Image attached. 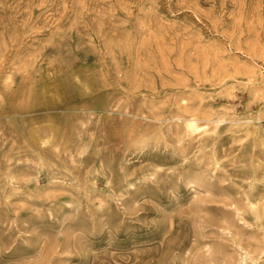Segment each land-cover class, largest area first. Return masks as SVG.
Wrapping results in <instances>:
<instances>
[{"label":"rangeland","instance_id":"374dc122","mask_svg":"<svg viewBox=\"0 0 264 264\" xmlns=\"http://www.w3.org/2000/svg\"><path fill=\"white\" fill-rule=\"evenodd\" d=\"M0 264H264V0H0Z\"/></svg>","mask_w":264,"mask_h":264},{"label":"bare ground","instance_id":"6f19581e","mask_svg":"<svg viewBox=\"0 0 264 264\" xmlns=\"http://www.w3.org/2000/svg\"><path fill=\"white\" fill-rule=\"evenodd\" d=\"M203 126H200L196 120H192L187 124V129L191 133L198 132Z\"/></svg>","mask_w":264,"mask_h":264}]
</instances>
